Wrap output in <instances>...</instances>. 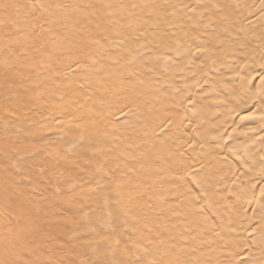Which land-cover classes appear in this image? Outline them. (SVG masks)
<instances>
[{"label":"bare ground","instance_id":"6f19581e","mask_svg":"<svg viewBox=\"0 0 264 264\" xmlns=\"http://www.w3.org/2000/svg\"><path fill=\"white\" fill-rule=\"evenodd\" d=\"M0 55L32 81L16 118L38 107L53 122L38 128L94 143L45 153L113 180L100 204L120 222L97 218L102 236L129 220L140 264L144 232L158 264H264V0H0Z\"/></svg>","mask_w":264,"mask_h":264},{"label":"rangeland","instance_id":"374dc122","mask_svg":"<svg viewBox=\"0 0 264 264\" xmlns=\"http://www.w3.org/2000/svg\"><path fill=\"white\" fill-rule=\"evenodd\" d=\"M3 62V59L0 57V111H2L0 112L2 113V115H0V126L4 124L0 127V175L2 174L5 176L4 179L0 176L3 180L2 182L0 178V264H113L112 260L115 257L113 254L118 252L119 257L116 256L117 258H114V264H140L141 262L138 260L140 259L138 254L140 253L135 247L136 245L139 246L136 242L141 236L139 233V235L133 234L134 226L129 220L123 222L122 226L116 230L112 229L111 231L110 229L108 231L109 234L106 231V236H102V230L98 228L99 226L97 227L96 219L101 217H105L108 220L110 219L112 221L109 220L111 223L120 222V218L117 214H115L114 217L107 215V210L100 204V195L108 191L110 192L108 184L113 183V180L111 182V180L106 177L107 175L100 169V171L96 169L91 171L85 170L82 171L84 173L81 172L79 174H72L69 172H65V174L61 171L55 172L54 170L47 169L53 168L54 163H52L50 158L51 155L55 153V151H53L51 155L46 154L45 151L47 147H63L62 153L69 155V152L72 151L71 156H75V150L79 149V152L77 150V154L80 153L81 155L86 149L93 147L94 143L87 142L86 140L85 142H77V145L75 142L78 148L74 145V142L70 141L69 134H66L64 132L65 129L61 126L62 129L60 127H53L52 129V126L43 129L38 128L37 125L39 121L53 124L52 120L48 117H43L40 111L41 109L38 107H31L24 112H27V115L22 113L19 118H16L14 115L19 110L12 108V103L16 100L20 92L28 88L27 86H29L32 81L26 80V78L18 75L17 69L4 72V69H1ZM37 80H42V77H39ZM1 84L3 86H1ZM4 93L5 98L8 99L9 102L8 100L5 102V99L2 104L1 99ZM26 106L27 104L17 109H24ZM80 107L81 108L78 107L76 110L78 114L84 111V107ZM12 116H14V118ZM26 117L29 119H24ZM3 119L8 120L9 123L5 125L4 121H2ZM43 127H46L45 124H43ZM15 129L18 132H16ZM61 133L65 135L63 138L65 140L63 141V135ZM55 134H57V136H52ZM58 134L61 135H59L60 139H57ZM54 137H56V139H54ZM30 139L31 141H29ZM33 140H35V142ZM44 142L47 143V145L44 144ZM70 144L73 145V147H71ZM118 146L119 143L117 141L116 147ZM101 147L102 145H97V148ZM13 162L16 163L14 164ZM9 182H11V184ZM74 182L77 184H70ZM6 183L10 184L6 186L9 189L3 188L4 185H8ZM69 185L72 186L70 190H68ZM11 186L14 187L12 188ZM3 190L4 192H2ZM98 190H101L103 193ZM90 192L91 195L88 194ZM80 194L84 195L82 196ZM113 199L114 198L110 196L108 203L112 202ZM97 206H99L100 210ZM139 206L140 205L136 207ZM74 209L77 210L75 213L73 212ZM33 219H36V221ZM73 222L79 223L73 225ZM124 225H126L127 228H124ZM15 232L20 236L17 237L16 235L13 237ZM130 233L133 236H131ZM143 235L144 242H142L141 245L144 244V248L150 253L147 259L151 264L153 261L149 258L156 256V260L160 259V254L162 252H160V250L164 245L162 247L160 238L153 232H144ZM154 246L157 248H154ZM122 249L128 250L126 258L120 257ZM154 250L157 251L155 252ZM133 252L135 253L134 255ZM107 253H113L112 255L109 254L111 258L113 257L112 260L108 257L109 255ZM106 254L108 256H103ZM121 259H123L122 262ZM156 260L153 262L154 264L159 263V260Z\"/></svg>","mask_w":264,"mask_h":264}]
</instances>
